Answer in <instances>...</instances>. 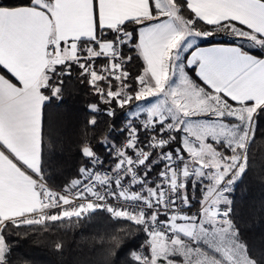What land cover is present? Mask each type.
<instances>
[{
	"label": "snow or ice",
	"instance_id": "6c2138e0",
	"mask_svg": "<svg viewBox=\"0 0 264 264\" xmlns=\"http://www.w3.org/2000/svg\"><path fill=\"white\" fill-rule=\"evenodd\" d=\"M217 35L233 43L197 46ZM133 59L142 61L135 77ZM73 67L97 98L88 111L109 118L97 144L110 159L105 168L88 135L92 115L77 177L56 191L45 175L42 109L63 98ZM0 73V264H12L8 237L21 226L48 231L97 210L144 234L124 264H264L230 198L264 113V0L0 3Z\"/></svg>",
	"mask_w": 264,
	"mask_h": 264
},
{
	"label": "trees",
	"instance_id": "16d2710c",
	"mask_svg": "<svg viewBox=\"0 0 264 264\" xmlns=\"http://www.w3.org/2000/svg\"><path fill=\"white\" fill-rule=\"evenodd\" d=\"M0 3L18 6L27 3V0H0ZM216 43L232 44L233 41L217 35L208 38L207 42H199ZM234 43L240 44L242 41L235 40ZM124 53L126 56L136 55L130 48H125ZM253 54L260 53L253 50ZM102 62L97 61V67ZM127 70L135 77L142 70V61L133 59L127 65ZM95 102H98L97 98L92 95L89 85L81 82L78 69L73 67L71 77L65 79L63 98L52 99L43 107L45 175L50 186L63 188L77 176L82 163L79 142L84 135L86 121L92 115H96L98 123L94 129H88V135L95 136L92 142L97 153L102 154L103 147L97 141L107 131L109 118L102 111L95 114L88 111V105ZM100 107L103 109L104 106ZM123 120V113L117 110V128ZM122 139L123 137H119L117 142ZM248 155L250 167L243 179L235 185L230 198L233 200V215L241 227L242 238L255 253L257 250H264V113L260 115ZM199 196L197 190L193 206H200ZM16 233L8 237L12 246V264H111L113 260L115 264H124L126 254L131 249L138 248L145 238L131 222L113 220L102 210L80 219L73 217L71 220L53 222L48 231H44L41 226H21ZM57 242H63L62 252L55 250ZM117 243L122 244L119 249H116ZM111 250H116L115 257L109 256Z\"/></svg>",
	"mask_w": 264,
	"mask_h": 264
},
{
	"label": "built area",
	"instance_id": "2783aa9c",
	"mask_svg": "<svg viewBox=\"0 0 264 264\" xmlns=\"http://www.w3.org/2000/svg\"><path fill=\"white\" fill-rule=\"evenodd\" d=\"M117 143H119V142H117ZM99 155L105 157L106 162H105L104 167L107 168V167L109 166V165H108V160H109L110 158L106 157V155H105V151H104V148H103V152H102V154H99ZM156 171H159V169H157ZM76 177H77V176H76ZM76 177H74V178H76ZM48 185H49V184H48ZM49 187L53 188V189L56 190V191H60V190L62 189V188H55V187L50 186V185H49ZM78 203H81V201H77V204H78ZM113 203H115V202L113 201ZM199 207H200V206H192V208H191L190 211H191L192 213H195V212L198 211ZM90 214H91V213H90ZM90 214H88V215H90ZM88 215H86V216H88ZM84 217H85V216H84Z\"/></svg>",
	"mask_w": 264,
	"mask_h": 264
},
{
	"label": "crops",
	"instance_id": "0c3cea01",
	"mask_svg": "<svg viewBox=\"0 0 264 264\" xmlns=\"http://www.w3.org/2000/svg\"><path fill=\"white\" fill-rule=\"evenodd\" d=\"M216 44H228V45H230L231 43H216ZM211 45L212 44H199V42L197 43V46H199V47H209ZM0 74H3V73H0ZM190 74L193 76V78H195L194 72H190Z\"/></svg>",
	"mask_w": 264,
	"mask_h": 264
},
{
	"label": "rangeland",
	"instance_id": "374dc122",
	"mask_svg": "<svg viewBox=\"0 0 264 264\" xmlns=\"http://www.w3.org/2000/svg\"><path fill=\"white\" fill-rule=\"evenodd\" d=\"M201 41H202V39H198V40H197V43H198V42H201ZM190 75H191V74H190ZM150 99H151V98H150Z\"/></svg>",
	"mask_w": 264,
	"mask_h": 264
}]
</instances>
